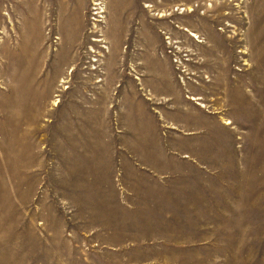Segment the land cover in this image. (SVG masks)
<instances>
[{
	"label": "rangeland",
	"instance_id": "obj_1",
	"mask_svg": "<svg viewBox=\"0 0 264 264\" xmlns=\"http://www.w3.org/2000/svg\"><path fill=\"white\" fill-rule=\"evenodd\" d=\"M201 106L264 158V0H0V264H264L231 213L181 260ZM131 153L167 178L139 171L127 209L112 179Z\"/></svg>",
	"mask_w": 264,
	"mask_h": 264
},
{
	"label": "crops",
	"instance_id": "obj_2",
	"mask_svg": "<svg viewBox=\"0 0 264 264\" xmlns=\"http://www.w3.org/2000/svg\"><path fill=\"white\" fill-rule=\"evenodd\" d=\"M199 112L200 114L196 118V132L197 137L200 138H197L198 141L195 143V158L180 159V161L189 162L195 166L194 191L182 192L180 195L181 199H183L180 203L182 208V217L180 218L183 227L180 246L186 250L185 256H182V262H187L188 260V248L195 247V250L199 252L205 246L215 247L217 245L218 241H209L213 240L214 237L219 240L221 214L227 215L231 213L228 215L227 221L229 224L231 219V228L229 229H231V234H233V245L236 244V236H238V248L246 246L248 248H259V245L264 246V242L262 244H259L260 242H253V239L259 238V241H264V234H251L252 231H264V205L260 204V200L264 198V158L260 156L258 158L253 157L256 151H260L258 149L259 144L234 142L224 145L219 143L220 134L215 130V122L219 120L216 121V117H212L209 113L205 112L204 106H201ZM161 145V151L163 150L162 152L170 158V148L168 149L164 143ZM245 145L249 147L246 148V151L252 152V154L248 153L246 155H249V158L252 157L253 159L249 160L247 158L243 168L240 169L238 167L240 157L237 151L239 153L240 151L244 152ZM101 147H103L102 144ZM119 147L116 145V150L127 151L124 145H119ZM67 150L70 151L71 148H67ZM92 150L90 149L89 151ZM189 154L190 156L192 155V153ZM88 156L90 157L92 154L88 153ZM114 157H116L115 154ZM126 159L134 170L131 169L127 171L128 173H125L124 171L119 172L115 169L116 176H113L114 179L112 181L117 192L115 195H111V197L119 198L120 203L124 207L132 209L134 208V203L131 201L142 196L140 192L135 191L136 183L134 179L137 177L139 171L147 173L148 176L158 183H163L167 175L157 172L151 168L152 166L139 164L141 162L140 159L136 158L132 153L131 156L127 154ZM243 160L241 165L243 164ZM99 173L102 175L103 171ZM57 184L58 190H66L60 181ZM54 197H56L55 194ZM154 197H157V195ZM238 199L236 210L233 212L232 206L234 204H231V201ZM246 203L247 205L242 206V212H240V205ZM236 229L238 233H236ZM214 231L215 234L213 233ZM237 253L235 251L232 253L227 249V253L217 255V259L219 260V258L226 256L229 261H236L232 257L238 256L243 257L245 262L251 261V251L241 254V250L238 249ZM261 255H264V248ZM256 261H260V259Z\"/></svg>",
	"mask_w": 264,
	"mask_h": 264
},
{
	"label": "bare ground",
	"instance_id": "obj_3",
	"mask_svg": "<svg viewBox=\"0 0 264 264\" xmlns=\"http://www.w3.org/2000/svg\"><path fill=\"white\" fill-rule=\"evenodd\" d=\"M96 4H100V2H97ZM102 11H104L103 9H101V7H100V12H102Z\"/></svg>",
	"mask_w": 264,
	"mask_h": 264
}]
</instances>
